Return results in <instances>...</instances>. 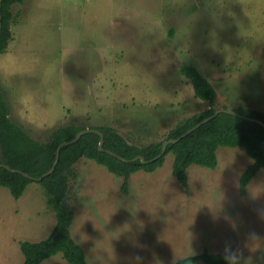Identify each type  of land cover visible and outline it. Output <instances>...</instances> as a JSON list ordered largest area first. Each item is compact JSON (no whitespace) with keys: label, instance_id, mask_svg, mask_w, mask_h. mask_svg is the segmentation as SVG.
I'll list each match as a JSON object with an SVG mask.
<instances>
[{"label":"rangeland","instance_id":"obj_1","mask_svg":"<svg viewBox=\"0 0 264 264\" xmlns=\"http://www.w3.org/2000/svg\"><path fill=\"white\" fill-rule=\"evenodd\" d=\"M10 11L0 86L10 118L36 140L75 124L113 127L140 147L164 141L208 108L182 65L212 84L215 109L264 114V0H24ZM217 158L214 170L188 168L185 191L167 155L156 172L133 174L127 195L122 178L79 159L70 233L88 263L176 264L204 250L223 254L230 242L241 264H264V240L246 246L250 232L264 238V169L240 195L253 161L241 147H220ZM54 225L37 182L17 200L0 187V264H23L20 242L42 241ZM42 264L69 263L58 254Z\"/></svg>","mask_w":264,"mask_h":264},{"label":"trees","instance_id":"obj_2","mask_svg":"<svg viewBox=\"0 0 264 264\" xmlns=\"http://www.w3.org/2000/svg\"><path fill=\"white\" fill-rule=\"evenodd\" d=\"M23 2L24 0H0V53L5 52L12 40L14 17L10 9ZM179 72L189 79L194 95L207 102L208 108L180 121L169 131L164 141L144 147L128 143L115 128L109 126L89 127L103 134V151L99 150L101 136L95 132L86 133L77 142L63 146L53 173L37 182L45 191L48 208L54 212L55 225L42 241L20 242L23 264H42L58 254L69 264H89L86 253L70 233L73 209L69 202V181L74 175V164L81 158L95 161L111 174L122 178L121 192L127 195L128 179L133 174L140 171L154 173L164 165L165 157L173 154L172 176L188 191L187 170L190 166L197 165L214 170L220 147H241L253 161L239 178L240 195L246 193L249 183L264 169V127L258 123L222 112L176 143L169 144L164 156L159 157L166 141L179 139L186 131L210 117L215 110L214 101L217 95L212 84L194 66L182 65ZM234 111L264 123V114L260 111L245 108ZM9 114V107L0 86V164L22 171L32 178H40L49 172L58 146L74 139L77 133L86 128L75 124L60 126L50 133L47 142H43L34 139ZM106 151H112L128 161H121ZM138 157L139 159L132 161ZM140 157L145 163H142ZM4 166L0 168V187L7 188L17 200L34 181L19 173H13ZM199 261L204 264H226L223 254L210 253L208 250L176 264H194Z\"/></svg>","mask_w":264,"mask_h":264},{"label":"water","instance_id":"obj_3","mask_svg":"<svg viewBox=\"0 0 264 264\" xmlns=\"http://www.w3.org/2000/svg\"><path fill=\"white\" fill-rule=\"evenodd\" d=\"M222 112H226V113H229V114L235 115V116H237V117H240V118L245 119V120L250 121V122L258 123V124H260L261 126L264 127V123H263L262 121H260V120H257V119H254V118H250V117H247V116H244V115H241V114H239V113H237L236 111L231 110V109H222V108H218V109H215V110H214L213 114H212L210 117H208V118L202 120L201 122H199L198 124H196L194 127H192L191 129H189L188 131H186L181 137H179V139H170L169 141H166V142L163 144L162 152H161V154H160L159 157L164 156V154H165V152H166V148H167V146H168L169 144H171V143H176L178 140H180L181 138L187 136V135L190 134L192 131H194L195 129H197L198 127H200L202 124H204V123H206V122L212 120L213 118H215L218 114H220V113H222ZM92 132L98 133V134L101 136V140H100V144H99V150H100V151H103V150H104V149H103V145H104V136H103V134L100 133L99 131L95 130V129H92V128H84L83 130H81L79 133L76 134V136H75L74 139H72V140H70V141L62 142V143L58 146V148H57V150H56V156H55V160H54V163H53L52 169H51L49 172H47L46 174H44L42 177H40V178H32V177H30L28 174H26V173H24V172H22V171L15 170V169H11L10 167H8V166H4V165H2V164H0V168H1L2 166H4L7 170H9V171H11V172H13V173H19V174L23 175L24 177L33 180L34 182H40L43 178H45V177H47V176H49V175H51V174L53 173V171H54V169H55V167H56V165H57V163H58L59 157H60V150H61V148H62L63 146H68V145H70V144H73V143L77 142V141H78V140H79L84 134H86V133H92ZM106 152H107L109 155L114 156V157L118 158V159L121 160V161H125V162L128 161V160H126V159L120 157L119 155L115 154V153L112 152V151H106ZM159 157H158V158H159ZM137 159H139V157H138V158H134L132 161L137 160ZM140 159H141L142 163H145V160H144L143 158L140 157Z\"/></svg>","mask_w":264,"mask_h":264},{"label":"clouds","instance_id":"obj_4","mask_svg":"<svg viewBox=\"0 0 264 264\" xmlns=\"http://www.w3.org/2000/svg\"><path fill=\"white\" fill-rule=\"evenodd\" d=\"M262 240H264V238L260 237L257 233L250 232L247 235L246 246L249 247L250 251L257 250ZM223 257L226 264H241L243 252L239 248L233 249L231 243L226 242L223 250ZM243 264H249V261L244 260Z\"/></svg>","mask_w":264,"mask_h":264}]
</instances>
